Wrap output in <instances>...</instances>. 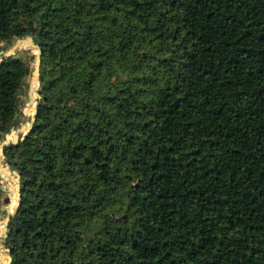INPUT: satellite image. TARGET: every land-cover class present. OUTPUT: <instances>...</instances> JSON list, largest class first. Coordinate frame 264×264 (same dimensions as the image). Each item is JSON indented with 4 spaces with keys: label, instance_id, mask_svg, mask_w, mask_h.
<instances>
[{
    "label": "trees",
    "instance_id": "trees-1",
    "mask_svg": "<svg viewBox=\"0 0 264 264\" xmlns=\"http://www.w3.org/2000/svg\"><path fill=\"white\" fill-rule=\"evenodd\" d=\"M27 36L12 264H264V0H0V60ZM30 71L0 65V137Z\"/></svg>",
    "mask_w": 264,
    "mask_h": 264
},
{
    "label": "water",
    "instance_id": "water-1",
    "mask_svg": "<svg viewBox=\"0 0 264 264\" xmlns=\"http://www.w3.org/2000/svg\"><path fill=\"white\" fill-rule=\"evenodd\" d=\"M24 43H31L32 45V48L34 50H36L38 52L37 55H33L31 57V60H34L35 61V69L33 71V73L36 75V78H37V81H38V84H39V90H38V94H37V97H36V101H35V108L34 109H30L28 110L27 112V115L31 117V122H30V126L27 127V128H22V132L20 134H16L14 135L11 139H7V136L6 135H3L2 138L4 140V143L1 145V156L2 158H5L4 157V150L7 148V147H10V146H13V145H18L20 144L21 142L25 141V139L27 138L28 134L31 132L35 122H36V115H37V112H38V104L41 100V88H40V71H41V48H40V44L38 42H36L35 40H31V38L29 36L27 37H24V38H20L17 40L16 44L13 46V47H9V50L7 53H4L2 52L1 55H2V58L0 60V65L8 58L10 57H15L18 55L19 52L23 51L22 47H23V44ZM32 72V70L30 71ZM29 76L26 77V81L28 80ZM28 102V100H27ZM22 107V105H21ZM20 122V119L18 118L16 120V123H19ZM11 132H13V130L11 129ZM1 170L4 171V172H8V171H11L14 173L15 175V178H11V180L14 182V186L16 188V199H17V205L14 209L13 212H10L7 208H3L2 210L3 211H6L8 213L7 217H6V226H5V231H4V234H3V240L6 241L7 238H8V230H9V223L10 221L12 220L13 217H15V215L17 214L18 212V209H19V206H20V201H21V182H22V178H21V175L16 171V168L15 167H11L10 166V163L8 161L5 162V165H2L1 166ZM0 176H1V172H0ZM3 184L5 186H10V187H13L11 186L9 180H4ZM0 191L2 192H8V188L7 187H3V188H0ZM11 203V200L10 198H7L5 200V204H10ZM1 242V241H0ZM6 252L8 253V256H9V261H8V264H12V258H11V254H12V251L10 248L6 247Z\"/></svg>",
    "mask_w": 264,
    "mask_h": 264
},
{
    "label": "rangeland",
    "instance_id": "rangeland-1",
    "mask_svg": "<svg viewBox=\"0 0 264 264\" xmlns=\"http://www.w3.org/2000/svg\"><path fill=\"white\" fill-rule=\"evenodd\" d=\"M31 38V40L34 39L33 36H29ZM18 39H16L13 43L12 46L10 47H13L16 42H17ZM24 44H27L28 47L24 46L25 48H29L31 49L32 48V45L31 43H24ZM4 46V44H1L0 45V48H2ZM29 49H24L23 51L19 52L18 55L23 57V59L27 60L28 61V64L30 65V68L32 70V75L31 77L27 80L26 84H25V87L24 88V94L21 96V101H22V107L20 108V113H19V116L17 117V119L19 118L20 119V123H16L14 124V126L12 127V130L13 132H11V130L9 131V133L6 135L7 136V139H11L14 135L16 134H20L22 132V128H27L30 126V122H31V117L27 115V112L28 110L30 109H33V99L30 95V88L31 86L33 85V82L34 80H36V78L33 76V71L35 69V61L34 60H31V57L33 55H37L38 52L36 50H29ZM9 50V47L8 49L5 51V53H7ZM36 92L39 90V86H37L35 88ZM28 100V102H27ZM19 133H16L18 132ZM3 135V134H2ZM4 143V140L2 137H0V146ZM5 158H2L1 156V152H0V169H1V166L2 165H5ZM2 172L4 173L5 177L2 175ZM1 172V176H0V188H3V187H7L8 188V192H2L0 191V227H2V222L6 219L8 213L6 211H3L2 209L3 208H7L10 212H13L14 209H15V206L16 204L14 203V198H13V188H15V184L14 182L10 179V176L11 177H14L15 178V175L13 172L11 171H8L9 175L6 174L4 171ZM8 178V179H7ZM4 180H9L11 186H14V187H10V186H5L3 184ZM7 198H10L11 200V203L10 204H5V200ZM16 202H17V199H16ZM3 232H4V227H3ZM3 232L0 233V251L3 253L2 249H1V246L4 245L5 246V241L3 240ZM6 247V246H5ZM7 253V252H6ZM7 254H3L4 258H7ZM0 264H5L4 260L0 257Z\"/></svg>",
    "mask_w": 264,
    "mask_h": 264
},
{
    "label": "bare ground",
    "instance_id": "bare-ground-1",
    "mask_svg": "<svg viewBox=\"0 0 264 264\" xmlns=\"http://www.w3.org/2000/svg\"><path fill=\"white\" fill-rule=\"evenodd\" d=\"M24 46L28 47L27 44H23V47H22L23 50H24V49H29V48H25ZM29 50H34V49L31 48V49H29ZM33 76L36 78V75H35L34 73H33ZM37 86H39V84H38V81H37V78H36V80H34L33 85H32L31 88H30V95H31V97H32V99H33V109L35 108V101H36V97H37V94H38V91L36 92V90H35V88H36ZM19 123H20V122H19ZM16 133H19V131L16 132ZM0 152H1V146H0ZM0 172H2L1 169H0ZM2 175L5 177V175H4L3 172H2ZM11 178H13V177H10V179H11ZM7 179H8V178H7ZM13 187H14V186H13ZM12 191H13L14 203L17 205V202H16V188H13ZM15 207H16V206H15ZM2 225H3V226L0 227V233L3 232V227H4V231H5L6 220H4V221L2 222ZM3 234H4V232H3ZM2 236H3V235H2ZM1 249H2L3 253L0 251V257L4 260L5 264H8V261H9L8 256H7V258H4V256H3L4 253L6 254V250H5V248H4V245L1 246Z\"/></svg>",
    "mask_w": 264,
    "mask_h": 264
}]
</instances>
